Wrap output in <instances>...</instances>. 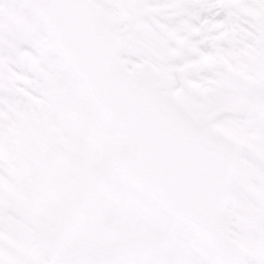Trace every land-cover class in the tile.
<instances>
[{
	"label": "snow or ice",
	"instance_id": "6c2138e0",
	"mask_svg": "<svg viewBox=\"0 0 264 264\" xmlns=\"http://www.w3.org/2000/svg\"><path fill=\"white\" fill-rule=\"evenodd\" d=\"M0 264H264V0H0Z\"/></svg>",
	"mask_w": 264,
	"mask_h": 264
}]
</instances>
